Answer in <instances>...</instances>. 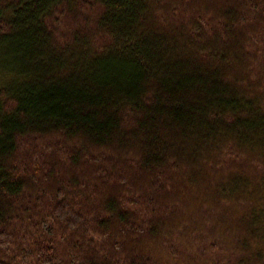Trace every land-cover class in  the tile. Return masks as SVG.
<instances>
[{
  "label": "trees",
  "instance_id": "obj_1",
  "mask_svg": "<svg viewBox=\"0 0 264 264\" xmlns=\"http://www.w3.org/2000/svg\"><path fill=\"white\" fill-rule=\"evenodd\" d=\"M0 264H264V0H0Z\"/></svg>",
  "mask_w": 264,
  "mask_h": 264
}]
</instances>
